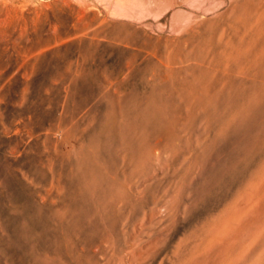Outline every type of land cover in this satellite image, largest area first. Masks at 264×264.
Listing matches in <instances>:
<instances>
[{
  "label": "rangeland",
  "instance_id": "374dc122",
  "mask_svg": "<svg viewBox=\"0 0 264 264\" xmlns=\"http://www.w3.org/2000/svg\"><path fill=\"white\" fill-rule=\"evenodd\" d=\"M229 1L0 0V264H169L207 219L233 205L264 163V105L252 103L235 118L264 80V65L249 82L251 70L234 74L236 85L226 83L231 88L209 107L202 106V91L192 90L193 77L217 69L224 44L240 36L222 20ZM115 2L131 14L117 16ZM74 7L109 12L110 27L91 47L71 41L34 63L38 44L64 32ZM213 15L223 23L205 22ZM189 19L202 24L200 35L178 41ZM163 64L173 65L174 77L159 78ZM217 77L208 85L212 94L227 76ZM148 100L166 102L165 125L144 131L138 123L124 136V120L139 119ZM225 117L235 118L226 134L207 138V128L220 127ZM145 132L161 141L146 146ZM72 152L94 159L93 172L84 169L97 182L85 209L91 240L71 235L68 219L60 227L52 218L65 205L81 206L69 189ZM247 193L243 207L260 202L237 224L230 249L214 248L199 263L264 264V182Z\"/></svg>",
  "mask_w": 264,
  "mask_h": 264
},
{
  "label": "bare ground",
  "instance_id": "6f19581e",
  "mask_svg": "<svg viewBox=\"0 0 264 264\" xmlns=\"http://www.w3.org/2000/svg\"><path fill=\"white\" fill-rule=\"evenodd\" d=\"M204 1L205 0H199L201 5H205L203 4ZM229 2L231 9L229 12V17L227 18L226 16V19H222V20H224L226 22L225 24L228 25L229 27H234L235 31L240 33V36L237 37L236 36L237 34L233 36L234 42L232 44L230 41L225 43L224 44L225 49H223L224 51L222 50L223 53H220L219 57L218 56H216V58L213 57L214 59H217V57L219 58L217 59V61L219 60V62H216L215 60V62L218 63L219 66L217 69L202 70L199 72L200 76L198 75L199 81L196 80L197 78H195V76L192 79L193 82L192 90L200 89L202 91L201 92L202 96L207 99V102H205L202 105L205 108H206V104L209 107V104L211 102L213 103V101L216 100V96H219L222 93V91L226 90L227 88L228 89L231 88L226 83L230 82L233 86L236 85V82L232 79L233 78L232 76H234V74L248 73L250 71H247V69L251 70L252 74L246 78V81L249 82L251 80H254L255 77L257 76V74L254 72L255 67L264 65V0H230ZM91 5L93 6V4ZM91 9L84 8L79 10L75 7L72 8L70 13L73 18L72 23L67 26L64 32L54 36L50 41L46 43L43 41L44 44L43 43L38 44L37 51L32 55V59L34 60V63H37L39 61L43 53L48 51H58L60 45H63L64 43L74 41L75 44L81 45L83 42H87L86 45L88 47H91L96 41L100 40L99 39L100 34L104 31L105 28H108V26L110 27V25H108L109 12H103V11L96 12V11H92ZM106 9L109 10L108 8ZM111 10L116 15L118 14L124 16L131 14L130 11H127V9L124 8V6L118 2L117 3L115 2ZM208 10H209L208 8L204 9V12L202 13L203 20L207 16ZM143 11H145V13L152 12L151 9H146V8H143ZM215 18L220 19L219 16L213 15V17L211 18L210 17L206 18L205 22L207 20H211V23H213L212 20H215ZM141 19L143 18L140 17L139 20ZM222 20L220 22L223 23ZM194 23L195 25H193ZM180 27L182 28V25H180ZM133 29L135 31H138L137 28L135 27ZM201 29H202V24L198 23L196 19H189L185 28H183V31L180 29L182 31V33L179 32V34L181 33L180 35L181 38L177 40L183 41L185 43L192 42L196 40L197 37L200 35ZM221 38L224 39L222 36ZM229 39H232V37H230ZM201 40L202 38L199 41ZM210 40H211L210 37L205 38V41L209 43V47L213 46L212 44H210ZM218 51H221V48ZM171 63L173 64V61ZM163 65H164L163 67L167 69L158 70L159 78L163 77L165 79L166 77H174L173 69H172L173 65L172 67L171 66L169 67L168 65L165 64ZM233 66L237 67L239 71L237 70V68L233 69ZM230 67L231 70H229ZM220 74H222V76L223 75L227 76L226 78H224L226 82L221 89H218V91L216 90L215 94H212L210 93L208 85L211 84L212 81L215 80V78H221V77H217ZM240 86H242L243 90H247L248 88V86H246L245 84H241ZM109 94L110 93L108 94L106 93V97H105L106 99L112 97ZM166 94H167L166 91H162L159 94V96L164 97ZM251 95H252L251 97L252 100L249 101L248 104L241 107L240 112L236 113L235 118L240 117L242 113L243 114L246 113L248 109L246 106L252 103L264 105V103L262 102L264 100V80L261 81L260 86H256V88H254V91L251 93ZM176 96L177 97L181 96L178 90ZM145 103L147 104L143 105L140 108L139 119L137 117L131 116L128 118V120H124L123 130L125 131L120 129L121 131L125 132V134H123L124 136H129L133 131V129L136 128L137 126L136 124L138 123L140 128H143L144 131H148L149 128L157 129V125H159V129H160L165 125V116H163V114L166 108V102L162 101L161 103L155 104L152 100L151 101L148 100ZM149 103L150 104L153 103L154 109H156L159 113L160 116L159 118L157 117L158 116L157 114H155L154 116V114L151 111L152 110L151 105H149ZM173 104L175 105V107H177V109L179 108V102ZM194 105H200V104H194ZM204 110L205 109H203V111ZM235 118H230V119H228L227 117L222 118L221 122L223 121V123L219 125L220 127L211 128L210 126L209 128H207V134H206L207 138L220 139V137L226 134L229 127H231V125L233 124ZM57 134L58 133H54L53 136L56 139L58 138ZM141 140L143 144H146V146H151L155 142L157 144L161 141L159 139L158 140L155 139L156 140L155 141L151 137L150 132H145L141 137ZM129 141L130 140L127 141V144L129 143ZM29 145H30L29 143L23 145L21 151L25 150L26 152ZM130 145H131V141H130ZM71 160L73 163L70 166L71 183L69 189L72 197H75V199L80 198L79 202H81V206H79L77 209V207L72 208L71 204L65 205L63 206V212L54 215V217L52 216V218L55 219L56 222L60 224V227L63 226L62 225L63 220L68 219L69 224L71 226H74V229L72 231H69L71 235L72 233L78 232V233H82L83 235H86L89 238L90 236L89 233L90 234L92 233L91 231L89 232V228L87 225V218L89 216H87V212L85 209L87 208V205L89 206V203L91 202L89 199L91 192L97 189V182H91L88 179H86L87 174L85 173L84 169L87 172L88 171L93 172L94 159L92 157H89L88 155H82V154H78L77 152H72ZM262 182H264V163L261 166H259L250 175L247 185L243 187V190L234 200L233 205L230 207H226L216 216L207 219V221L205 222L206 224H204V226H202L197 233H195L187 241H185L181 245V247L179 246L178 247L179 249L176 251V253L175 254L173 253L174 255L172 254L174 256V259L172 258L173 262L170 260L171 263L169 262V264H197L199 262H203L207 258L211 259L209 256L210 255L213 256L211 252L213 251L214 248L217 247L225 248L224 245L226 244V246L229 247L228 249H230L231 246L227 242L232 237L231 234L235 230L237 224H240L241 221H244L247 218V214H249L253 209L252 206H256L257 204H259L260 200L258 202H255L254 205L249 204L248 206L245 205L244 207L240 203L243 201L244 196L248 195L247 193L248 191L254 192V190L260 188ZM73 184H75L74 188L72 187ZM70 200H72V198H70ZM90 221L92 223L96 222V217H90ZM101 227L102 224L98 228ZM108 231L109 230H107V232ZM70 233L68 234L69 236ZM101 234L100 237L103 238L105 232ZM91 238L92 237L90 236L89 239L91 240ZM219 248H217V250ZM221 250H223V248H221ZM245 255L247 254L245 253ZM249 257L250 256L248 255V258Z\"/></svg>",
  "mask_w": 264,
  "mask_h": 264
}]
</instances>
